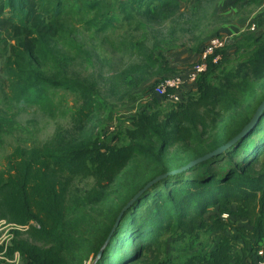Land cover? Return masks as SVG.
I'll return each mask as SVG.
<instances>
[{
  "label": "trees",
  "instance_id": "16d2710c",
  "mask_svg": "<svg viewBox=\"0 0 264 264\" xmlns=\"http://www.w3.org/2000/svg\"><path fill=\"white\" fill-rule=\"evenodd\" d=\"M180 1L0 0V91L9 93L4 99L50 106V91L59 89L75 94L78 103L69 128L58 127L43 144L17 147L5 158L0 226L9 231L3 242L0 231V264H17L11 262L16 255L21 264H84L89 256L96 258L106 241L95 264H174L168 243L195 244L201 235L212 238L211 247L188 249L179 264L264 260V111L221 155L153 184L113 230L122 209L148 183L237 136L255 112L241 109L264 83V38L242 35L244 45L240 42L236 49L246 48L245 58L227 68L225 59L213 63L208 57L194 93L184 97L185 87L180 101L165 112H135L119 134V144L95 135L91 126L105 106L103 93L89 78L67 72L74 57L67 50L92 61L96 55L82 38L92 33L101 44L137 57L139 62L127 67L138 69L132 79L119 71L108 80L112 91L111 84L123 83L128 94L150 77L171 72L166 57L153 56L155 48L143 49L136 33L184 16ZM164 42L171 46L166 51L173 48L171 36ZM0 121L2 133V116ZM193 171L194 177H186ZM77 181L91 184L78 187ZM115 187L120 196L125 190L124 200L104 219L97 210L112 201Z\"/></svg>",
  "mask_w": 264,
  "mask_h": 264
},
{
  "label": "rangeland",
  "instance_id": "374dc122",
  "mask_svg": "<svg viewBox=\"0 0 264 264\" xmlns=\"http://www.w3.org/2000/svg\"><path fill=\"white\" fill-rule=\"evenodd\" d=\"M245 2L246 0H183L180 1V6L181 11L185 13L184 16L179 15L178 19L175 17L166 19L160 24L146 26L137 32L136 36L142 42V48L146 51L155 48L153 56L164 55L171 72H163L150 77L145 83L130 89L128 94V89L123 88V83L115 88L111 84L112 91L108 80L111 81V77L118 74L119 71L129 73V78L132 79V74L136 73L138 69L130 70L127 67L137 64L139 59L124 53L122 49L101 44L92 33H85L82 36L85 48L96 56L91 61L69 48L67 54L74 57L72 62H69L67 72H78L82 79L89 78L90 83L97 85V89L103 93L101 100L105 102V106L92 123L93 133L104 138L103 140L111 145L119 144L118 136L129 127L128 119L135 112L147 110L165 112L175 102L169 99L170 95L164 99L159 98L155 93V88L165 78L182 75L199 63L206 45L214 38L227 39L226 45L222 48V55H215L219 58L216 63L221 58L225 59L224 65L230 68L236 61L245 58L247 49L245 48L243 51L236 49L240 42L243 43L240 41L241 36L250 34L255 38H264V0H260L258 4ZM189 16L194 19L192 23L185 21ZM169 36L173 40V48L166 51L171 46L168 45V42L163 44L162 42ZM222 49H219L218 52H221ZM199 78L200 76L197 77V79ZM197 81L190 83L189 89L183 91L184 97L187 96V92L194 93L196 91ZM8 95L7 89L4 90V93L0 91V116L4 120L1 125L2 133H0V171L5 166V158L11 155L15 148L41 145L56 128H69L71 118L78 108L76 95L59 89L50 91V106H36L19 102L10 104L4 99ZM263 101L264 83L259 87L256 98L245 105L241 112L252 114ZM6 106H13V108L9 110ZM0 123L2 122L0 121ZM256 137L253 135L251 138ZM243 152L244 149H241L237 155L238 161L243 158ZM196 174L197 171H193L186 177L192 178ZM90 184V181L87 184L77 181L74 185L86 187ZM116 191L117 187L113 189V198L110 199L112 201L97 210V214L103 213L104 219L112 217L121 201L124 200L121 197L125 190H121V196L115 194ZM212 213H214L213 210L210 211V214ZM0 231L3 232L1 242L7 241L9 229L1 225ZM211 240L210 236L201 235L195 244L187 242L173 245L169 242L167 253L170 261L177 264L184 252H190L188 249L193 251L209 249ZM94 260L91 255L86 258L84 264H93ZM16 262L21 264L20 258H17ZM26 264L30 263L26 262Z\"/></svg>",
  "mask_w": 264,
  "mask_h": 264
},
{
  "label": "built area",
  "instance_id": "2783aa9c",
  "mask_svg": "<svg viewBox=\"0 0 264 264\" xmlns=\"http://www.w3.org/2000/svg\"><path fill=\"white\" fill-rule=\"evenodd\" d=\"M227 43L226 38H214L207 45L204 51L201 54L200 62L191 67L188 71H185L182 75H174L165 78L162 82L155 88V93L160 97H168L173 102L177 103L180 101V95L185 88L187 83L195 82L199 74L205 71L206 69V60L208 57H213V63L219 59L216 55V52L219 49H222ZM226 217V216H225ZM224 217V218H225ZM259 256H262V252L258 253ZM18 256H15V260L11 262L16 263ZM257 264H264V260L259 261Z\"/></svg>",
  "mask_w": 264,
  "mask_h": 264
},
{
  "label": "water",
  "instance_id": "95a60500",
  "mask_svg": "<svg viewBox=\"0 0 264 264\" xmlns=\"http://www.w3.org/2000/svg\"><path fill=\"white\" fill-rule=\"evenodd\" d=\"M264 111V101L261 103V105L257 108V110L255 111L251 121L245 126V128H243V130L237 135L235 136L233 139H231L229 142H227L225 145L221 146L220 148L216 149L215 151L207 154L206 156H203L202 158H199L197 160H194L193 162H190L189 164H187L185 167L183 168H180L176 171H173V172H170L168 174H165L163 176H159L157 178H155L152 182L148 183L142 190H140L127 204L126 206L122 209V211L120 212V214L118 215L117 219H116V222H115V225L113 227V230L114 228L116 227L117 223L119 222L122 214L130 207L134 204V202L146 191L148 190L153 184L159 182L160 180L168 177V176H173V175H176V174H180V173H183L185 171H188L190 170L191 168H193L194 166H196L198 163L200 162H203V161H206L212 157H217L219 155H221L222 153H224L226 150L230 149L237 141H239L241 138L244 137L245 134H247V132L249 130H251L254 125L259 121L262 113ZM113 230L111 231V233L113 232ZM107 243V241H106ZM106 243L102 246V248L100 249L99 253L97 254L93 264L96 263V261L100 258L101 254H102V251L103 249L105 248L106 246Z\"/></svg>",
  "mask_w": 264,
  "mask_h": 264
},
{
  "label": "crops",
  "instance_id": "0c3cea01",
  "mask_svg": "<svg viewBox=\"0 0 264 264\" xmlns=\"http://www.w3.org/2000/svg\"><path fill=\"white\" fill-rule=\"evenodd\" d=\"M245 3H247V1H246ZM189 85H190L189 83H187V84L185 85L186 89H189V88H188Z\"/></svg>",
  "mask_w": 264,
  "mask_h": 264
}]
</instances>
